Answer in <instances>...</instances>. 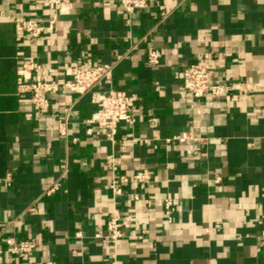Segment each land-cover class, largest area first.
Segmentation results:
<instances>
[{
    "label": "crops",
    "instance_id": "1",
    "mask_svg": "<svg viewBox=\"0 0 264 264\" xmlns=\"http://www.w3.org/2000/svg\"><path fill=\"white\" fill-rule=\"evenodd\" d=\"M47 1L0 0V264H108L114 208L132 217L119 264H264V0H153L129 22L115 0ZM15 17L44 30L18 35ZM151 47L163 54L157 66L147 62ZM206 53L231 86L228 98L183 91L184 68ZM31 61L60 84L77 63L113 64L112 87L137 98L135 121L119 124L115 143L89 133L92 91L51 92L39 113L31 93L18 92ZM55 119L68 122V138ZM113 154L119 174L145 171L149 182H118L123 192L113 196ZM7 236L38 249L14 256Z\"/></svg>",
    "mask_w": 264,
    "mask_h": 264
},
{
    "label": "built area",
    "instance_id": "2",
    "mask_svg": "<svg viewBox=\"0 0 264 264\" xmlns=\"http://www.w3.org/2000/svg\"><path fill=\"white\" fill-rule=\"evenodd\" d=\"M55 3H65V0H51ZM51 1L45 4L49 5ZM128 15L127 22L130 21V16L137 10L147 9L153 0H115ZM161 14L165 16V7L160 5ZM64 9H60L63 12ZM15 27V32L18 35L23 33L39 36L44 26L36 19H24L15 17L12 20ZM162 52L156 48H149L147 51V62L151 66H157L161 63ZM212 53H206L203 62L192 63L186 66L182 73V87L186 94L192 98H212L222 99L228 98V90L231 86L226 83L223 76L210 62ZM35 70L37 73L36 79L30 81L29 71ZM23 75L22 80L18 85L19 93H31V102L33 107L39 113H47L50 109V99L48 94L54 91L69 90L78 95H84L92 91V102L97 105V110L93 113L88 123L91 127L89 133H94L105 137L112 143L116 142L119 124L133 123L135 121L134 111L136 108V96L130 95L126 91L115 89L113 85L114 65L110 63L97 64L92 61L80 62L72 68V78L62 84L56 80L49 79L42 67L34 62L25 63L20 69ZM101 84H106L109 89L106 91L97 90ZM58 124V130L62 137L68 138L69 128L68 122L65 119H55ZM179 140H184L185 137H175ZM76 140V138H74ZM119 157L112 155L111 171L112 176L108 180L107 185L111 189L113 196H119L123 190L118 185V182L125 184L130 180H136L142 185L148 183L151 176L148 172L141 171L132 176L118 173ZM59 185L55 184L46 191L47 195H51L59 190ZM139 200L138 195L135 196ZM145 202L150 205L151 201L145 199ZM164 215L165 222L173 221L172 210L174 207V199L166 197L164 199ZM35 208L30 207L29 211L34 212ZM132 226L131 215L123 214L118 208H114L107 221V240L112 249V260L108 264H119L116 259V247L118 242L125 235V231ZM147 229H142L136 232L133 236L137 239H143ZM4 230H0V237L3 236ZM81 237V233L76 234ZM264 239V229L261 232ZM6 250L14 256L25 258L33 252L37 251L38 244L32 239H18L14 236H7L4 239Z\"/></svg>",
    "mask_w": 264,
    "mask_h": 264
}]
</instances>
